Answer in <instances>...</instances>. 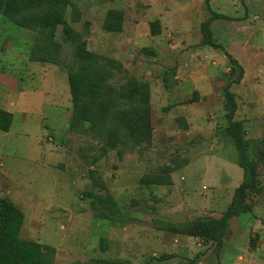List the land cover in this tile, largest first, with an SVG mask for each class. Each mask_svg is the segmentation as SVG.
<instances>
[{"label": "rangeland", "instance_id": "374dc122", "mask_svg": "<svg viewBox=\"0 0 264 264\" xmlns=\"http://www.w3.org/2000/svg\"><path fill=\"white\" fill-rule=\"evenodd\" d=\"M210 6L233 18L210 27L223 49L201 45L206 0H72L35 12L60 11L67 24L55 28H23L0 15V104L12 93L18 105L9 133L0 131V197L23 211V239L56 250L52 264H188L199 253L194 264H264V0ZM112 11L121 33L103 27L116 21ZM50 39L71 63L85 42L109 69L107 83L72 92L61 67L32 61L35 44ZM227 54L243 68L239 84L241 69ZM136 83L149 85L151 142L143 145L129 136L124 114L146 105ZM226 88L237 104L231 117ZM232 121L243 123L258 189L248 195L252 212L228 225L217 257L216 243L172 228L216 218L234 195L211 188L216 175L235 179L230 169L243 176ZM164 254L174 258L159 260Z\"/></svg>", "mask_w": 264, "mask_h": 264}, {"label": "trees", "instance_id": "16d2710c", "mask_svg": "<svg viewBox=\"0 0 264 264\" xmlns=\"http://www.w3.org/2000/svg\"><path fill=\"white\" fill-rule=\"evenodd\" d=\"M72 0H0V15H2L9 23L18 25L23 28H35L39 24L52 25L53 28L60 25H66L67 21L64 15L58 11L53 10L46 15H36L35 12L42 9L44 6H52L55 4L70 5ZM206 0L207 8L210 17L201 24L200 29L203 35L201 42L202 46H209L213 48L223 49V46L218 43L211 31V24L217 19L232 20L229 16L217 13L212 10L210 2ZM243 2L245 0H242ZM116 17V21L106 20L104 29L108 32L121 33L122 25L119 20L121 16L118 12L112 11ZM18 17H22L19 19ZM68 35H71L73 44H75L76 34L68 28ZM151 34L157 36L160 34V28L157 23L151 26ZM42 42L44 46L36 43L34 49L31 51L32 61H39L45 63H53L61 67L68 75L70 90L74 93L83 91H97L100 90L109 80L111 75L109 69L105 70L99 66L96 56L86 50V43L79 44L77 48L74 47L72 53L73 62L67 54H59L56 52L54 46L55 42ZM50 48L49 51L45 49ZM71 53V52H70ZM230 61L235 63L240 69V76L235 80V84H239L243 78L244 71L239 65L238 61L230 54H227ZM145 89L142 92L145 106H138L131 110H126L129 136L134 140L133 142L143 145L151 142V124L149 121V107L148 94L149 85L147 83L138 84ZM141 92V89L139 93ZM225 96L229 101L231 107L230 117L233 116L237 110V104L234 94L229 88H226ZM108 110V107L104 108ZM14 122V114L0 108V131L8 133ZM230 134L240 151L242 156L241 168L244 171V180L236 188L233 199L227 210L220 218L199 219L195 221L185 222L172 228V231L177 234L186 235L188 237L197 238L203 244L216 243L218 245L217 257L219 251L223 246V241L227 235L229 221L234 217H239L242 214L252 212V207L248 204V195L257 190V175L255 169L247 164L245 159L247 142L244 139V128L242 121L233 122L230 126ZM157 184L169 185L171 181L165 182L159 180ZM126 221H130L126 218ZM25 215L23 211L9 198L0 197V264H52L55 256V249L39 242L30 241L21 237V230L24 225ZM124 221V222H126ZM106 240L103 239L101 247ZM251 238V246L254 244ZM202 254H198L195 259L188 264H194L200 259ZM173 254H164L159 260L167 261L173 259ZM125 263V262H124Z\"/></svg>", "mask_w": 264, "mask_h": 264}, {"label": "crops", "instance_id": "0c3cea01", "mask_svg": "<svg viewBox=\"0 0 264 264\" xmlns=\"http://www.w3.org/2000/svg\"><path fill=\"white\" fill-rule=\"evenodd\" d=\"M221 14V13H220ZM3 99H2V104H0V108H2V109H4V110H6V111H9V112H11V113H13L14 114V118H15V112H14V110L16 111V108L18 107V105L15 103V98H16V96L14 95V94H12V93H10L9 94V96H7V97H2ZM18 98H20V97H17V99ZM24 98V100H25V98H26V96H24V97H22L20 100H22ZM20 104V103H19ZM14 110H13V109ZM9 133V132H8ZM200 159H198V160H196L195 162H198ZM195 162H193L192 163V165L193 164H195ZM238 165V164H237ZM191 166V165H190ZM190 166H188L187 167V169L190 167ZM240 167V166H239ZM242 169V168H241ZM243 170V169H242ZM185 171V170H184ZM230 173H236V177H235V179H232V177L231 176H227V177H224V176H222L221 178H218V179H216V177H217V175L215 176V178L213 179V183H212V187L211 188H216L215 186H217L218 187V190L223 194L224 192H227V191H235L236 190V188H238L239 187V185L243 182V180H244V171H243V176H240L239 174H240V172L239 171H236V168H235V171H233L232 169H230ZM176 175V174H175ZM175 175H174V179H173V181L176 183V179H175ZM197 185H195V187H196ZM232 199H233V195H232V197H231V200L228 202V203H226V204H224V205H221L220 204V207L219 208H217L216 210H218V211H214L215 213L214 214H216V218L218 219V217H221L222 215H223V213L227 210V208L229 207V205L231 204V202H232ZM213 207V206H212ZM247 214H249V213H247ZM247 214H242V215H247ZM241 215V216H242ZM240 217V216H239ZM213 218H215V216L213 217ZM236 218H238V217H234V218H232L230 221H229V228H230V226H231V222L234 220V219H236ZM262 228L264 229V226L262 225ZM230 231V230H229ZM228 231V234L229 233H231V232H229ZM231 235H232V233H231ZM190 238V237H189ZM197 239V238H196ZM195 239V241H199V239H197L196 240ZM200 245V244H199Z\"/></svg>", "mask_w": 264, "mask_h": 264}]
</instances>
